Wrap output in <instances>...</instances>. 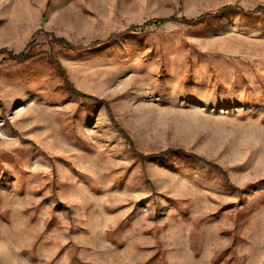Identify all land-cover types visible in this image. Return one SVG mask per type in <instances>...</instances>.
Masks as SVG:
<instances>
[{
	"label": "rangeland",
	"instance_id": "rangeland-1",
	"mask_svg": "<svg viewBox=\"0 0 264 264\" xmlns=\"http://www.w3.org/2000/svg\"><path fill=\"white\" fill-rule=\"evenodd\" d=\"M0 264H264V0H0Z\"/></svg>",
	"mask_w": 264,
	"mask_h": 264
},
{
	"label": "trees",
	"instance_id": "trees-1",
	"mask_svg": "<svg viewBox=\"0 0 264 264\" xmlns=\"http://www.w3.org/2000/svg\"><path fill=\"white\" fill-rule=\"evenodd\" d=\"M159 23H160V21H157V20H151V21L147 22V23L145 24V26H150V25H154V26H155V25H158ZM65 46H66V45H65ZM66 47H67V46H66ZM22 58H23L22 55H20V56L17 57L18 60H19V59H22ZM64 84H65V86L68 88L69 92H70L72 95L78 96V97L84 99V101H86V102H91V100H93L92 98L87 97V96H85V95H83V94H81V93H79V92L73 90L72 88L68 87V84L66 83V81L64 82ZM132 153H134V154L136 155V157H137L140 161H142V162H144L145 160H148V159H150V158L152 157V156H151V157H150V156H147V157H146V156H143V155H141V154L136 153L134 150H132ZM217 171L220 172L221 175H224V172H221L220 169H218Z\"/></svg>",
	"mask_w": 264,
	"mask_h": 264
}]
</instances>
